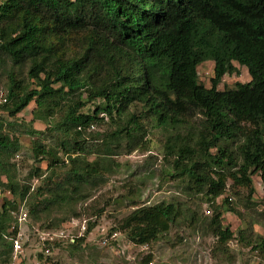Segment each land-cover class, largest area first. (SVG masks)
Returning a JSON list of instances; mask_svg holds the SVG:
<instances>
[{
	"label": "trees",
	"instance_id": "16d2710c",
	"mask_svg": "<svg viewBox=\"0 0 264 264\" xmlns=\"http://www.w3.org/2000/svg\"><path fill=\"white\" fill-rule=\"evenodd\" d=\"M206 61L214 63L210 88L199 78L198 66ZM234 63L245 67L251 80L219 90L225 75L239 73ZM9 64L27 67L28 79L36 84L30 89L9 75L10 116L35 101L36 118L48 125L49 134H28L48 136L58 150L35 140L37 161H47L52 173L32 191L11 164L21 142L0 121V176L12 196L0 212L5 254L12 248L7 238L17 233L15 228L7 234L10 211L26 201L39 220L42 213L74 201L84 184L100 181V170L107 169L99 161L79 160V154L90 152L84 133L104 115L116 129L111 137L135 142L145 131L132 114L137 105L143 111L140 120L149 117L170 130L165 159L173 177L187 182L186 190L213 202L227 192L229 181L232 188L246 189L250 199L253 176L264 184V0H0V67ZM97 100L93 113L83 112ZM57 113L62 115L52 121ZM196 116L201 117L196 129L182 134L188 118ZM60 152L71 163L62 172ZM32 174L42 177L44 171L37 167ZM182 216L180 203L163 201L136 207L119 228L131 242L149 245ZM222 217L216 210L211 231L224 246L233 232L224 228ZM258 239L256 248H264V238Z\"/></svg>",
	"mask_w": 264,
	"mask_h": 264
},
{
	"label": "rangeland",
	"instance_id": "374dc122",
	"mask_svg": "<svg viewBox=\"0 0 264 264\" xmlns=\"http://www.w3.org/2000/svg\"><path fill=\"white\" fill-rule=\"evenodd\" d=\"M73 47L74 44L67 48ZM234 65L239 73L225 75L219 90L233 89L236 83L251 80L245 67ZM198 70L200 82L210 88L213 61L203 62ZM27 72V67L21 69L11 64L0 67V121L4 122L5 132L21 142L22 148L11 164L16 166L17 178L30 183L33 191L52 173L47 161H37L33 152L35 140L40 138L57 150L58 146L44 134H28L29 130L49 134L48 125L36 118L35 101L15 117L7 110L12 104L6 99L9 75L13 74L30 89L35 88ZM99 103V100L89 103L83 112L93 113ZM141 112L140 105L132 109L138 124L145 128L133 143L125 136L111 137L116 129L108 116L101 115L103 121L85 131L90 152L79 154V160L99 161L101 168L107 170H100L102 177L97 183L84 184L74 201L42 213L39 220L31 214L26 201L18 203L13 213L10 211L6 225L11 227L7 234L15 228L17 233L7 238L12 242L7 254L0 249V264H144L147 259L148 264H264V248H256L258 238H264V184L259 175L253 176L255 193L251 199L246 189L230 187V181L227 192L213 202L205 195L186 190L187 182L173 177L171 161L165 159L164 147L170 130L158 127L152 118L140 120ZM61 115L57 113L51 120H58ZM188 119L189 125L182 134H186L189 127L195 130L201 121L199 116ZM134 127L131 125L130 130ZM60 156L65 165L55 170L62 172L69 169L71 163L61 152ZM37 167L44 171L42 177L32 174ZM5 180L0 176V212L4 199H12L3 186ZM163 201L180 203L183 216L157 242L149 245L131 242L127 233L119 228L122 220L138 206ZM227 208H233L234 212H226ZM216 210L223 213L224 228L233 232V238L224 246L211 231ZM192 216L195 217L193 223ZM90 226H93L91 231ZM16 240L21 244L19 251H14Z\"/></svg>",
	"mask_w": 264,
	"mask_h": 264
},
{
	"label": "built area",
	"instance_id": "2783aa9c",
	"mask_svg": "<svg viewBox=\"0 0 264 264\" xmlns=\"http://www.w3.org/2000/svg\"><path fill=\"white\" fill-rule=\"evenodd\" d=\"M5 101H7V100L5 99ZM13 247H14V251H19V250L21 249V244L19 243L18 240H16V241L14 242Z\"/></svg>",
	"mask_w": 264,
	"mask_h": 264
}]
</instances>
